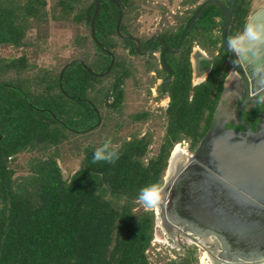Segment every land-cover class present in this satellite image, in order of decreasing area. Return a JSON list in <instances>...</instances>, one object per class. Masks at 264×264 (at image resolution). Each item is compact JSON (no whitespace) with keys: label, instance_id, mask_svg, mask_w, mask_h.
<instances>
[{"label":"trees","instance_id":"16d2710c","mask_svg":"<svg viewBox=\"0 0 264 264\" xmlns=\"http://www.w3.org/2000/svg\"><path fill=\"white\" fill-rule=\"evenodd\" d=\"M95 1L54 0L48 8V0H0V45L39 48L40 36L52 20L67 21L75 27L73 43L80 49V58L70 62L83 60L95 73L105 74L112 56L92 38ZM119 1L129 8L121 32L136 35L142 0ZM252 1H235L232 33L243 32ZM211 8L219 14V7H207L194 31L207 24ZM119 17L112 0H101L96 36L115 56L104 76L90 73L81 62L69 66L62 79V70L70 62L59 71L30 75L34 65L26 52L0 58V264H156L150 255L156 212L137 209L139 192L150 185L163 186L177 143L188 140L191 150L197 147L211 126L225 74L223 62L219 63L208 80L193 86L191 46L186 51L184 45L176 78L168 88L171 101L157 151L150 155L151 132L133 133L117 145V140L111 141L119 153L114 164L93 163L95 150L106 140L89 144L79 147L81 165L65 178L59 164L61 147L74 135L92 132L113 112H120L124 86L136 74V43L117 32ZM188 22L179 33L164 34L169 45H178ZM33 28L37 29L35 37L30 35ZM135 118L146 120L147 113ZM32 151L39 156L31 158L28 171L16 176L12 162ZM194 263L187 256L181 262L172 259L163 264Z\"/></svg>","mask_w":264,"mask_h":264},{"label":"water","instance_id":"95a60500","mask_svg":"<svg viewBox=\"0 0 264 264\" xmlns=\"http://www.w3.org/2000/svg\"><path fill=\"white\" fill-rule=\"evenodd\" d=\"M120 9L122 3L112 0ZM236 0H208L200 5L184 31V38L200 20L208 5L220 8L225 18V33L231 23ZM101 0H96L95 14L91 20V34L96 43L112 56V62L105 74L95 73L83 60H75L65 65L61 73L75 62H81L90 73L97 76L108 74L115 62L114 54L105 49L97 39L95 24ZM123 11L117 23V32L122 38L137 42L140 52L141 42L132 35L121 32ZM251 27L259 36L246 35ZM237 51L233 50L237 67L246 71L254 89L264 93V7H259L248 17ZM154 39V38H153ZM153 39L150 44L152 45ZM165 52L172 51L164 43ZM224 46L232 51L227 40ZM167 65L166 60L163 59ZM244 67V69H243ZM168 68V65H167ZM264 103V101H263ZM172 154L169 158L170 166ZM168 172V168H167ZM164 178L157 204L156 225L167 230L215 238L221 245L219 264H264V112L257 130L247 125L243 131L228 128L222 119L207 131L186 161L176 165L175 172ZM160 221V222H159ZM187 238V237H186Z\"/></svg>","mask_w":264,"mask_h":264},{"label":"flooded vegetation","instance_id":"af4514ba","mask_svg":"<svg viewBox=\"0 0 264 264\" xmlns=\"http://www.w3.org/2000/svg\"><path fill=\"white\" fill-rule=\"evenodd\" d=\"M142 1L143 6H145V4H148V9L152 10L153 13H155L157 20L156 23H153L155 24V27L151 26V24L149 23L148 30L156 28L154 30L156 32L147 35L148 33H143L145 31L144 28L142 29L141 27V31L139 29L136 35H132L137 37L141 42L140 52L136 50L137 42L133 39L132 40L136 43L135 50L139 55L137 56V58L141 60L142 63L140 64H143V70L145 73H147L148 79H150L152 82L156 80V83H154L152 87H149L151 91L153 89L155 90V97L154 99H152V101H160L161 104L163 103V101H167V107L163 112L166 118V122V112L171 101L168 88L170 83L176 78V63L178 62L177 59L180 58L183 54L182 51L185 45L186 51L188 50L189 46H191L188 55L191 64L193 86L199 85L208 80L216 65L223 62L222 74H225L223 87L216 102L212 115V123L209 129L220 118L228 128L243 131L247 128L248 125L253 130H257L258 125L261 121V114L264 112V93L262 94L259 92V90L254 89L252 83L247 77L246 71L244 70V72H241L237 67L233 50L237 51L240 43L235 48L231 47L232 51L228 50L224 46L225 40L229 41L232 38L243 36L246 27L241 33H232L230 29V23L225 33L224 40L225 18L219 8V14H214V9L211 8L210 12L208 10L209 14H207V24L201 27L200 30L194 31V28L196 24L201 20L205 9L210 6L208 5L204 9L200 20L195 24L190 33L184 38L180 46L181 37L186 28L188 27L191 18L198 10L200 5L208 0H147L146 2L145 0ZM224 1L227 3V0ZM128 9L129 8L127 4L124 5L123 3L121 9L119 8L120 12L123 11V15L125 12L128 11ZM140 17L141 15L138 17L136 24H138ZM187 21H189L188 25L180 34L178 45H169L166 36L170 35L171 33H179L181 27L186 24ZM210 21H212V23H210ZM213 22L217 23L216 26H214ZM164 34H166V36ZM158 37H161L164 40L165 45L172 49V51L165 52V47L163 43H161V41L158 39ZM152 39L153 43L151 45L150 42ZM142 47L144 48L142 49ZM163 59L166 60L168 68L167 65L164 64ZM142 112H146V120H150V109L146 108ZM140 113H137L136 115ZM135 116V121H145L136 119ZM147 133L148 131L144 132L140 136H145L147 135ZM158 216L159 214H156V217ZM156 230V235L159 238L158 241H160L163 245L169 244V246L173 249L181 250L182 247L188 249V245L192 244V242L189 243L187 240L184 239V234L186 233L180 232L177 229L176 230L178 232L174 231V235H170L171 231L173 230H170V233L168 234L164 227H161L159 225L156 227ZM175 235L176 239L173 238V236ZM191 236L193 237V242H199L200 240L201 242L199 243H203L204 245H206V252L208 253V255L206 256L207 262L213 264L210 261L209 255L215 259V262L221 259L219 256V250L221 249V245L215 238L202 237V239L204 240L203 241L201 238L194 239L195 237H197L195 235ZM170 240L174 241V243L180 244V246H176V244L171 243L172 241Z\"/></svg>","mask_w":264,"mask_h":264},{"label":"rangeland","instance_id":"374dc122","mask_svg":"<svg viewBox=\"0 0 264 264\" xmlns=\"http://www.w3.org/2000/svg\"><path fill=\"white\" fill-rule=\"evenodd\" d=\"M146 1L147 0H145V2ZM53 2L54 0H48V8L52 6ZM140 6L141 17L138 24H136L138 30L140 29L141 31V27L142 29L144 28L145 32L143 33H148L147 35L156 32L154 31L156 28L148 30L149 23L151 26L155 27V24H153L157 22L155 13L148 9V4L143 6V1L141 2ZM259 7H264V0H253L252 12H254ZM31 30L32 31L30 35L35 37L37 34V29L33 28ZM47 30L48 31L46 34H42L40 36L38 41L40 45L39 48L33 46L27 48H14L12 46L0 45V58L18 57L26 52L30 62L34 65V68L30 70V75L37 73L38 71L44 72L45 70L59 71L73 58H80V49H78L77 46H74L73 43L75 36L74 25L67 21L52 20ZM82 30L85 33L88 31L86 26H82ZM134 61L137 66L136 74L134 77L128 79L124 86L125 101L121 111L113 112L110 119L108 121L104 120L102 126H100L98 129L86 134L74 135L71 138V141L65 143L61 147L62 155L59 158V164L62 168L65 178L70 177L76 170L79 169L81 165L82 151L79 149V147H84L89 144H100L105 140L110 139L111 141L117 140L115 143V145H117L125 137H129L133 133L143 134L144 132L148 131L151 132L153 137L150 155L157 151L159 143L165 134L166 118L163 112L167 107V101H163L162 104L160 101H152V99L155 97V90L153 89L151 91L149 87H152L153 84L156 83V80L152 82L150 79H148L147 73H145L143 70V64H140L142 62L137 58V56L134 57ZM146 108L150 109L151 111L150 120L139 122L135 121L134 116L137 113L144 111ZM189 144L190 143L188 140H183L176 145H179L189 154H192L194 150L190 149ZM36 156H39V153L36 151L23 152L19 154L16 160L12 162V167L16 169V176H20L24 172L28 171L29 161L32 157ZM143 207L144 206L140 204L137 209L140 211ZM156 208L157 206L151 209L156 211ZM173 238L176 239V235L173 236ZM184 239L189 241L186 237H184ZM191 240L192 241L190 242L194 243L193 237ZM199 242L196 244H190L187 250L186 248L182 247V249H178V251H172L168 245H163L158 241L154 242L153 248L150 250L151 260L156 264H163L164 262L172 259L181 262L183 259L189 256L195 259L194 264H204V256L205 252L207 251V247L203 243ZM171 243H174V241ZM174 244H176V246H180V244Z\"/></svg>","mask_w":264,"mask_h":264},{"label":"clouds","instance_id":"9594fccd","mask_svg":"<svg viewBox=\"0 0 264 264\" xmlns=\"http://www.w3.org/2000/svg\"><path fill=\"white\" fill-rule=\"evenodd\" d=\"M246 35L253 38L259 36L258 32H254L251 27L246 30ZM245 39L244 36L232 38L228 41L229 46L235 48ZM93 163L105 162L114 164L119 159V153L112 147L111 140H106L103 145L97 148L93 154ZM139 202L146 208H154L160 201V191L157 186L150 185L140 190L138 195Z\"/></svg>","mask_w":264,"mask_h":264},{"label":"bare ground","instance_id":"6f19581e","mask_svg":"<svg viewBox=\"0 0 264 264\" xmlns=\"http://www.w3.org/2000/svg\"><path fill=\"white\" fill-rule=\"evenodd\" d=\"M189 156H190V154L185 149L181 148L179 145H176L175 148L173 149V152H172V159H171V163H170V166L168 167V172H167L168 175L173 174L175 172L176 165L182 160L186 161ZM158 225L163 227V225L160 224V223ZM164 229L166 230V232H168V233L170 232V230H167V228H164ZM174 229H175V231L179 230L177 228H174ZM171 233H174V231H171ZM170 235H174V234H170ZM188 235L191 237V234H188ZM197 238H201L202 239V237H200V236H197L194 239H197ZM187 239H189V241H192L191 240L192 238L187 237ZM205 254L207 255L208 253H205ZM209 258H210L211 263L219 264V262L218 261L215 262V259L213 257H211L210 255H209ZM204 264H209V263L206 260H204Z\"/></svg>","mask_w":264,"mask_h":264},{"label":"built area","instance_id":"2783aa9c","mask_svg":"<svg viewBox=\"0 0 264 264\" xmlns=\"http://www.w3.org/2000/svg\"><path fill=\"white\" fill-rule=\"evenodd\" d=\"M157 226H158V225H156V227H157ZM156 233H157V230L155 229V238H154L153 243H154V242H157L158 239H159L158 236L156 235ZM158 242H160V241H158ZM168 242H169V241H168ZM188 242L190 243V241H188ZM153 243H152V247H153ZM160 243H161V242H160ZM189 243H188V244H189ZM194 243L196 244L197 242H194ZM194 243H192V244H194ZM165 245H168V246H169V244H165ZM189 245H190V244H189ZM189 245H188V246H189ZM169 247H170V246H169ZM170 249H172V251H178V250H176V249H173L172 247H170ZM170 249H169V250H170ZM186 250H187V249H186ZM179 253H180V251H179ZM205 253H206V252H205ZM204 257H205L204 259L207 261L206 254H205Z\"/></svg>","mask_w":264,"mask_h":264}]
</instances>
